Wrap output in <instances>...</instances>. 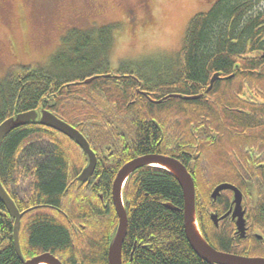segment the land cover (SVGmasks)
I'll use <instances>...</instances> for the list:
<instances>
[{
    "label": "trees",
    "instance_id": "16d2710c",
    "mask_svg": "<svg viewBox=\"0 0 264 264\" xmlns=\"http://www.w3.org/2000/svg\"><path fill=\"white\" fill-rule=\"evenodd\" d=\"M209 1L207 11L188 23L183 46L173 62L152 73L136 70L144 80L141 89L155 99L173 93L199 94L218 74L221 79L199 101L168 99L153 105L141 98L136 103L131 94L137 84L129 77L118 81L98 76L84 84L96 76L94 65L103 58V46L108 45L106 29L99 33L106 40L93 38L90 31L72 30L51 57L53 69H26L22 75H9L0 81V123L15 114L43 108L82 133L94 152H112L108 159L98 153L102 159L99 157L92 177L96 185L79 184L75 178L81 161L87 160L72 140L37 123L4 137L0 143V183L18 211L24 212L19 230L23 260L50 253L61 264H108L107 252L118 220L111 201L114 176L123 163L139 155L134 150L148 151V140L158 135L157 127L148 123L137 128L138 145L131 149L124 144L117 146L118 135L127 132L131 137L127 127L131 122L122 116H166L165 121L176 125V135L186 144L191 118L211 116L218 131L223 135L230 132V138H224L221 145H207L213 151L206 156L202 178L217 175L224 179L230 170V182H234L235 175L243 172L238 166L247 162L239 153L241 145L251 147L264 159V89L254 86L264 83V60L245 53L247 43L252 50L264 53V0ZM108 68L105 64L100 73ZM122 69V73L130 72L127 67ZM247 96L257 105L250 104ZM208 97L212 102L205 101ZM231 99L237 111L230 112ZM173 139L171 136L169 144ZM232 147L237 151V167L230 161L229 169L227 154ZM259 173L264 178V170ZM211 188L205 183L195 189L203 195ZM122 199L127 215L122 264H207L186 240L181 189L169 175L149 168L137 170L125 182ZM258 201L252 219L264 225V209L260 207L264 199ZM12 228L13 219L0 203V264H22L14 249ZM222 237V247L227 248V238Z\"/></svg>",
    "mask_w": 264,
    "mask_h": 264
},
{
    "label": "rangeland",
    "instance_id": "374dc122",
    "mask_svg": "<svg viewBox=\"0 0 264 264\" xmlns=\"http://www.w3.org/2000/svg\"><path fill=\"white\" fill-rule=\"evenodd\" d=\"M209 0H0V81L52 66L72 30L106 40L97 71L127 67L152 73L173 62L190 20ZM264 8V4L261 5ZM101 36V38H100ZM60 46V47H59ZM13 48V53L9 50ZM106 47V48H105ZM81 73V72H79ZM76 73V74H79Z\"/></svg>",
    "mask_w": 264,
    "mask_h": 264
},
{
    "label": "flooded vegetation",
    "instance_id": "af4514ba",
    "mask_svg": "<svg viewBox=\"0 0 264 264\" xmlns=\"http://www.w3.org/2000/svg\"><path fill=\"white\" fill-rule=\"evenodd\" d=\"M60 45H61V42H60ZM245 49H246L245 53L249 55L250 57L252 58L261 57L264 60V53L262 54L259 50H255V51L254 49L252 50L250 43L246 44ZM9 50L12 53L14 52L12 47H9ZM250 50L252 51L250 52ZM247 55L244 56V58L247 57ZM122 71L123 69L119 67L118 68L109 67L107 70L103 71L102 73H100L101 71L96 70L94 72L96 76L94 77L103 76L105 78H114L118 81L121 78L129 77L132 80H134L137 84V88H135L131 94L132 96H136V103H138V101H140L141 98H144L145 100H147L149 103L153 105H159L168 99H178V100H182L186 102L199 101L204 95H207L208 93H210L212 91L214 83L221 79L219 77L213 83L211 89L208 92H206L207 90L206 89L204 90V92H200L199 94H195V95H182L179 93H173V94H168L162 98L155 99L153 98V96H151L146 91L141 89L142 83L144 80L139 79V73H137L136 70H130V72L128 73H122ZM210 80H209V85H210ZM245 84H246L245 82H242V85L244 87L246 86L247 88H249V84L247 85ZM256 85L261 86V88L264 89V83L254 84V86ZM171 95H177L180 97H171ZM196 96H200V97L197 99H193V100H183L182 99V97H196ZM210 98L208 97L207 99H205V101L212 102ZM246 98L248 99L247 101L250 104L257 105L256 103H253L250 100L249 96H247ZM234 102L235 100L233 99L230 100V112L237 111L233 107ZM243 105L247 107V105L245 104ZM118 119H121V118H118ZM122 119H125L131 122L127 125V127L130 129L131 137L127 135V132H124V134H121L120 137L118 135V139L117 141H115L117 142L116 143L117 146H121V144H124V145H127L129 149H131L134 145L135 146L138 145L137 144L138 143L137 142V128H139L141 125H145L148 123L153 124L157 127L158 135L156 139L148 140V146H150L148 151L141 153L139 151L137 152L136 150H134L133 152L139 155H137L136 157L132 158L131 160L125 163L122 162L123 164L118 169V171L128 162L134 159L143 157V156H147V155L162 156V157L177 161L182 167L186 169L187 173L190 175L193 181L194 191H195V209H196L195 217H197L196 215H199L200 217L199 221L196 218L197 227L203 239L206 241V243L210 245L213 249L219 252L228 253L231 255H236V256L246 257V258H264V225H262L261 223H257L254 219H252V214L253 213L255 214V212H257L259 208L257 207V204L259 202L258 200L260 198L264 199V178H262V174L259 173L260 170L262 169L264 170V159L261 160L257 152L251 151L252 149L251 147L242 146V145L238 147V149H240L239 153L242 155L243 159L245 158L247 159V162L240 165L242 168L238 166V168L243 170V172L242 173L238 172L235 175L234 182H230V170L228 171V173H226V177L224 179L222 178L219 179L217 175L211 176V177L209 175L208 177L202 178L201 171L203 169V166L205 165L204 161L206 159V156L207 154L210 155L213 151L212 149L213 147L209 148L207 147V145H210V144L212 145L220 144L221 145L223 143L224 138H227V137L230 138V132H228V135H223L221 134V132L218 131L215 120L211 116H205L201 114L198 117L191 118V123L189 124V127L191 130L188 129L189 130L188 138L186 134L187 144L180 137L176 135V134H179L175 130L176 125L168 124L165 121L166 116H155V115L154 116H122ZM60 134L63 135L62 133ZM80 134L85 139L83 134L82 133ZM63 136L66 137L65 135ZM171 136L174 139H173V142L172 143L170 142L169 144V139L171 138ZM66 138L69 139L68 137ZM69 140L71 141V139ZM73 143L79 148L80 152L83 155H85L84 152L81 150V148L74 141ZM90 150L95 156L96 164H97L99 157H101L102 159L101 154L106 153L105 151H102V152L99 151L101 154H98L99 152H94L91 148ZM111 154L112 152L110 154H105V157L108 159V157H110ZM236 154H237V151H235V148L232 147V149H230V152L227 154V160L229 164L227 168L230 169V161H232L231 163L233 164L235 168L236 165H234V157ZM238 159L240 158H237V160ZM86 160H87V163L86 162L84 163V161H81L80 173L75 178V181L79 184L89 183L91 185H96V181L92 178L93 173L84 182L81 183L80 181H78V178L81 175L82 171L88 165L87 156H86ZM96 164H95V168H96ZM95 168H94V171H95ZM142 168H149L150 170L153 169L155 171L158 170L162 172L163 174L169 175V177H171L176 182V184L179 186V183L177 179L175 178V176L171 172L166 170L165 168H162L159 166H146ZM251 169H255L257 170V172L252 171L250 173ZM118 171L116 172L114 179ZM136 171H134L133 173H135ZM130 176L127 178V180L130 178ZM73 183L74 182H72V184ZM205 183L211 185L212 188L209 191L204 192L206 194L200 195L198 190H196L195 188L198 184L203 186L205 185ZM239 183L243 184L244 188H242ZM221 184L231 185L232 187L236 188L238 192L240 193V198H239L240 204H239V210H237V213L240 212L242 214V219L244 220L243 236L240 235V232H238V229L236 226L238 217L233 216V214L235 213V204L233 203L234 198H235L234 192L231 190H223V191H219L216 197H212V193L214 189ZM259 187H261L260 191H259ZM260 192H261V196H260ZM99 198L102 200L101 195H99ZM260 207L264 209V203L260 205ZM174 209L175 210L173 211H178V208H174ZM182 215H183V212H182ZM222 236H226L227 238V245H228L227 248L222 247L223 242H224V238ZM148 246L149 245H146V248L149 249ZM135 247L136 245L134 244V247L131 253L132 256H133Z\"/></svg>",
    "mask_w": 264,
    "mask_h": 264
},
{
    "label": "water",
    "instance_id": "95a60500",
    "mask_svg": "<svg viewBox=\"0 0 264 264\" xmlns=\"http://www.w3.org/2000/svg\"><path fill=\"white\" fill-rule=\"evenodd\" d=\"M219 78L218 74H214L210 80V85L207 88L208 92L213 83ZM95 77L89 78L84 81V84L92 82ZM171 97H180L177 95H171ZM200 96L196 97H182L183 100H193L197 99ZM37 123L40 126H44L55 131H58L73 140L84 152L88 158V165L82 171L81 175L78 178V181L81 183L87 180L93 173L96 159L94 154L89 148L88 143L82 137V135L73 127L69 126L65 122L58 119L54 114L49 111L40 108L39 110H30L23 113L15 114L3 122L0 123V143L4 137L9 134L11 131L24 127L29 124ZM146 166H159L165 168L171 172L177 179L179 186L182 191L183 197V228L186 240L197 255V257L204 261L207 264H264V258H246L236 255H231L228 253L219 252L213 249L210 245L201 236L195 217V191L194 184L187 173L186 169L182 167L177 161L162 156L156 155H147L137 159H134L127 164H125L117 173L114 181L112 182L111 187V201L114 207L116 216H117V227L115 234L110 242L108 252H107V261L108 264H122L121 262V250L122 245L126 236L127 229V215L125 211V204L122 199V190L127 178L137 169ZM231 190L234 192V201L235 204V213L233 216H237L238 220L236 226L240 235L243 236L244 232V220L242 219V214L239 210V198L240 193L238 190L231 185L221 184L217 186L213 193L212 197H216L219 191ZM0 203L4 206L8 215L13 219V245L17 257L22 262V264H61V262L55 258L50 253L39 254L29 260H23L20 245H19V230H20V221L23 213H20L16 208L13 200L9 197L7 192L4 190L0 183ZM165 207L170 210H175L170 204H165Z\"/></svg>",
    "mask_w": 264,
    "mask_h": 264
},
{
    "label": "bare ground",
    "instance_id": "6f19581e",
    "mask_svg": "<svg viewBox=\"0 0 264 264\" xmlns=\"http://www.w3.org/2000/svg\"><path fill=\"white\" fill-rule=\"evenodd\" d=\"M202 236V235H201ZM21 250V249H20Z\"/></svg>",
    "mask_w": 264,
    "mask_h": 264
}]
</instances>
